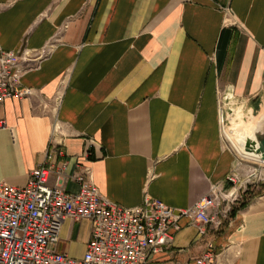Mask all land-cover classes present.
Here are the masks:
<instances>
[{
  "label": "crops",
  "instance_id": "1",
  "mask_svg": "<svg viewBox=\"0 0 264 264\" xmlns=\"http://www.w3.org/2000/svg\"><path fill=\"white\" fill-rule=\"evenodd\" d=\"M0 46L21 52L32 90L0 105V179L14 187L44 162L56 124L68 173L82 159L104 198L186 209L236 167L223 127L264 117V0H0ZM181 225L185 262L205 240ZM224 226L210 237L220 264H264V193ZM91 230L66 220L53 249L81 261Z\"/></svg>",
  "mask_w": 264,
  "mask_h": 264
},
{
  "label": "built area",
  "instance_id": "2",
  "mask_svg": "<svg viewBox=\"0 0 264 264\" xmlns=\"http://www.w3.org/2000/svg\"><path fill=\"white\" fill-rule=\"evenodd\" d=\"M20 59V51H4L0 46V105L9 98L32 95L21 84ZM5 127L0 120V129ZM62 137L54 124L44 162L31 173L25 187L0 179V264L221 263L222 254L210 237L229 221V215L218 213L221 202L215 189L186 209L170 207L147 194L140 206H120L101 195L82 159H72L74 171L68 173L71 160L65 159ZM229 181L235 182L232 177ZM69 182L78 184V189L69 191ZM229 209L228 204L227 213ZM183 219L198 225L205 248L199 256L180 262L176 260L181 249L175 247V235L183 229ZM66 220L92 223L81 261L53 249Z\"/></svg>",
  "mask_w": 264,
  "mask_h": 264
},
{
  "label": "rangeland",
  "instance_id": "3",
  "mask_svg": "<svg viewBox=\"0 0 264 264\" xmlns=\"http://www.w3.org/2000/svg\"><path fill=\"white\" fill-rule=\"evenodd\" d=\"M226 128V134H229L228 127ZM226 136L224 134V141L237 159L236 167L230 176L235 182L227 180L226 185L216 191L221 202L218 213L228 214L230 218L232 208H238L243 201L264 193V165L243 158ZM228 204L231 209L227 213Z\"/></svg>",
  "mask_w": 264,
  "mask_h": 264
},
{
  "label": "bare ground",
  "instance_id": "4",
  "mask_svg": "<svg viewBox=\"0 0 264 264\" xmlns=\"http://www.w3.org/2000/svg\"><path fill=\"white\" fill-rule=\"evenodd\" d=\"M240 114H241V112H240ZM241 120H242V118H241ZM238 122H240V121H238ZM256 127L257 126L256 125L253 126L252 123L247 125L244 128L243 132L238 133L239 135H238L236 141L233 138V136H231L230 134H225V135H227L226 137L229 139V141L232 142L234 147L238 150L239 154L243 158H245L247 160H251L255 163H259V164L264 165L263 152L261 151L262 148L260 149V143L256 139V131H255ZM238 141L243 142V144H244L243 147H239V145H237Z\"/></svg>",
  "mask_w": 264,
  "mask_h": 264
},
{
  "label": "water",
  "instance_id": "5",
  "mask_svg": "<svg viewBox=\"0 0 264 264\" xmlns=\"http://www.w3.org/2000/svg\"><path fill=\"white\" fill-rule=\"evenodd\" d=\"M253 124L256 125V139L259 141L260 143V149L262 148V152H263V157H264V117L258 119V120H255V121H250V122H241L240 124L236 125L233 129H230L229 130V124H227V126L223 127V133L226 134V130L228 127V130H229V134L231 136H233V138L235 139V141L237 140V137H238V133H241L243 132L244 128L249 125V124ZM224 124V123H223ZM237 145H239V147H243V142H237Z\"/></svg>",
  "mask_w": 264,
  "mask_h": 264
},
{
  "label": "trees",
  "instance_id": "6",
  "mask_svg": "<svg viewBox=\"0 0 264 264\" xmlns=\"http://www.w3.org/2000/svg\"><path fill=\"white\" fill-rule=\"evenodd\" d=\"M258 195H260V194H258ZM247 201H248V199H247L246 201H243V202L240 204L239 207H244V206L246 205ZM236 211H237V208H232V210H231V212H230V217H231V218L234 217ZM226 223H227L226 221L223 223L222 228L225 227L224 225H225Z\"/></svg>",
  "mask_w": 264,
  "mask_h": 264
}]
</instances>
